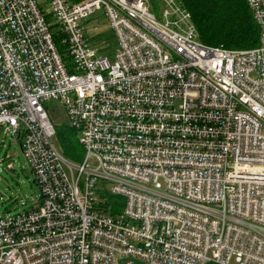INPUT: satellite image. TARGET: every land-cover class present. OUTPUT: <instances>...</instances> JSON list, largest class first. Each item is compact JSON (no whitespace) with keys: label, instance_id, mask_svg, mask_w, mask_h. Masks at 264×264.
<instances>
[{"label":"built area","instance_id":"2783aa9c","mask_svg":"<svg viewBox=\"0 0 264 264\" xmlns=\"http://www.w3.org/2000/svg\"><path fill=\"white\" fill-rule=\"evenodd\" d=\"M158 1L159 18L149 0H0V128L40 190L0 216V264H264V0H246V51L203 45L180 0ZM99 12L113 63L89 38ZM51 101L80 164L56 146ZM101 192L124 199L118 217Z\"/></svg>","mask_w":264,"mask_h":264},{"label":"trees","instance_id":"16d2710c","mask_svg":"<svg viewBox=\"0 0 264 264\" xmlns=\"http://www.w3.org/2000/svg\"><path fill=\"white\" fill-rule=\"evenodd\" d=\"M180 2L191 14L203 45L230 51L254 50L259 47L260 30L246 0H180ZM53 33L58 50L65 56L67 48L62 43L63 35L57 29ZM55 130V143L63 157L72 164H80L84 158V151L79 143L77 131L68 125L56 126ZM99 196L104 200L99 205V210L112 217L121 214L125 205L122 197L112 196L106 192H101Z\"/></svg>","mask_w":264,"mask_h":264},{"label":"rangeland","instance_id":"374dc122","mask_svg":"<svg viewBox=\"0 0 264 264\" xmlns=\"http://www.w3.org/2000/svg\"><path fill=\"white\" fill-rule=\"evenodd\" d=\"M41 8L49 11L46 0H41ZM155 6V15L159 18L163 6L158 0H149ZM51 24L56 30L55 21ZM90 31V40L94 48L100 51V55L108 57L114 62L116 42L109 21L104 14L97 13L87 26ZM47 111L54 126L68 125L69 119L65 107L57 102L47 103ZM11 165V168L8 166ZM40 204V190L35 182V176L26 162L19 143L6 135L0 128V216L17 215L31 211Z\"/></svg>","mask_w":264,"mask_h":264},{"label":"water","instance_id":"95a60500","mask_svg":"<svg viewBox=\"0 0 264 264\" xmlns=\"http://www.w3.org/2000/svg\"><path fill=\"white\" fill-rule=\"evenodd\" d=\"M125 263H126V261H125V260L121 262V264H125Z\"/></svg>","mask_w":264,"mask_h":264}]
</instances>
